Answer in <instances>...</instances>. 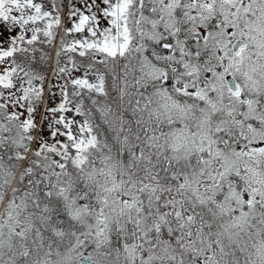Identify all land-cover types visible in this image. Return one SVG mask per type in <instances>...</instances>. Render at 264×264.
<instances>
[{
    "label": "snow or ice",
    "instance_id": "6c2138e0",
    "mask_svg": "<svg viewBox=\"0 0 264 264\" xmlns=\"http://www.w3.org/2000/svg\"><path fill=\"white\" fill-rule=\"evenodd\" d=\"M0 264H264V0H0Z\"/></svg>",
    "mask_w": 264,
    "mask_h": 264
}]
</instances>
